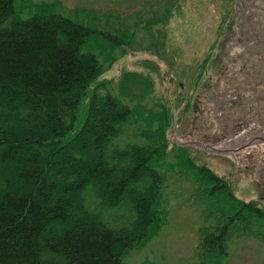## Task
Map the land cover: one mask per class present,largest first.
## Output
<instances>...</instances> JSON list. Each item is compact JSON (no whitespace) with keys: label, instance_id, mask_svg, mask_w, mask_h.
Returning <instances> with one entry per match:
<instances>
[{"label":"trees","instance_id":"obj_1","mask_svg":"<svg viewBox=\"0 0 264 264\" xmlns=\"http://www.w3.org/2000/svg\"><path fill=\"white\" fill-rule=\"evenodd\" d=\"M20 1L0 0V264H122L167 223L163 188L177 160L204 218L201 264H222L234 239L264 244L262 204L172 142V105L150 107V75L102 79L135 32L111 26L122 35L111 44L55 2L23 18ZM150 47L172 66L157 41ZM143 65L161 73L155 61Z\"/></svg>","mask_w":264,"mask_h":264},{"label":"rangeland","instance_id":"obj_2","mask_svg":"<svg viewBox=\"0 0 264 264\" xmlns=\"http://www.w3.org/2000/svg\"><path fill=\"white\" fill-rule=\"evenodd\" d=\"M229 1L22 0L17 10L23 18H28L38 11V5L55 2L60 7L56 10L75 22L109 33L104 38L111 44H114L113 35L122 39L121 34L110 30L111 26H119L127 36L135 32L133 46L126 47L130 51L123 54L127 49L117 48L116 61L102 79L113 81L116 86L124 72L149 74L155 84L150 107L155 108L158 102L172 105L174 123L169 131L172 142L191 148L198 165H207L215 173L227 175L239 198L257 200L264 207V141L260 140L264 138V94L252 85L256 93L250 95L251 88L243 86V83L264 84V76L256 73L264 66V56L256 52L251 59L243 61L229 58L223 62L217 58L221 42L216 40V28L224 18L225 9L230 7ZM249 4L252 0H239L233 8L244 12ZM91 14H98L99 19ZM153 40L172 64L170 68L150 51L155 49L150 47ZM233 43L231 50L241 53L238 39ZM229 45V41L224 45L228 52ZM149 60L159 63L161 73L144 67L143 62ZM204 62L206 67H201ZM227 82L240 86L239 98L244 100L234 101L227 96L231 92ZM127 93L132 94L133 89L128 87ZM190 100L194 101L193 107L186 108ZM132 133L125 138L134 141ZM178 162L174 164L175 171H169L170 178L163 188L169 212L167 223L143 246L129 251L122 264L202 263L199 244L204 218L198 204L191 200L193 185L184 180V163ZM222 264H264V244L253 238L234 239Z\"/></svg>","mask_w":264,"mask_h":264},{"label":"flooded vegetation","instance_id":"obj_3","mask_svg":"<svg viewBox=\"0 0 264 264\" xmlns=\"http://www.w3.org/2000/svg\"><path fill=\"white\" fill-rule=\"evenodd\" d=\"M238 1L239 0L229 1L230 7L225 9L222 16V18H224L220 21L218 28H216V40L221 42L217 58L223 62L229 58H234L237 61L249 60L255 56L256 52H260L261 56H264V0H252V4H249V6L245 8L244 12L234 10L233 4ZM237 39L240 44L241 53H234V51L231 50L235 46L233 41ZM228 41L231 43V45H229V52L224 46L225 44L227 45ZM206 58H208V56H206ZM214 62L215 60L212 61V63ZM256 73H260L264 76V66H262L261 70H257ZM210 79H212V77ZM227 81H229L228 78ZM226 85L230 86V93H238L236 90H239V94L228 93L227 96L229 98H232L234 101L244 100L243 98H239V96H242L240 86H237V84L233 82H227ZM252 85L259 87L261 92L264 94V84L253 83L249 85L243 83V86L251 88L248 91L250 95L256 93V90H254V86ZM243 94L246 96L245 91H243ZM258 100L260 101V99H257V101ZM251 101L256 102L253 99H251Z\"/></svg>","mask_w":264,"mask_h":264},{"label":"water","instance_id":"obj_4","mask_svg":"<svg viewBox=\"0 0 264 264\" xmlns=\"http://www.w3.org/2000/svg\"><path fill=\"white\" fill-rule=\"evenodd\" d=\"M260 140L264 141V138H261Z\"/></svg>","mask_w":264,"mask_h":264}]
</instances>
